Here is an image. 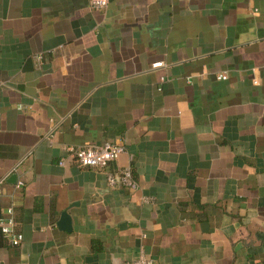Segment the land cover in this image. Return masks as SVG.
Masks as SVG:
<instances>
[{
  "label": "crops",
  "instance_id": "crops-1",
  "mask_svg": "<svg viewBox=\"0 0 264 264\" xmlns=\"http://www.w3.org/2000/svg\"><path fill=\"white\" fill-rule=\"evenodd\" d=\"M109 1L0 0V264H264V0Z\"/></svg>",
  "mask_w": 264,
  "mask_h": 264
},
{
  "label": "built area",
  "instance_id": "built-area-1",
  "mask_svg": "<svg viewBox=\"0 0 264 264\" xmlns=\"http://www.w3.org/2000/svg\"><path fill=\"white\" fill-rule=\"evenodd\" d=\"M109 0H90L91 6L97 10H105L109 6ZM163 67L162 63H156L152 65L153 70ZM228 78L227 73L219 75V80H226ZM254 84H257L255 81ZM71 156L81 167L93 168L100 171H106L111 163L117 162L121 155L126 153V147L123 144H110L103 145H86L77 149H71ZM60 165H64L61 162ZM19 165H17L10 175L16 174ZM8 175L7 177H9ZM107 181L111 187H123L135 190L138 187V183L135 180L134 174L130 167L120 168L115 172H107ZM7 177L0 181V195L2 194V186L6 182ZM16 190H21L24 187L23 181H18L15 185ZM147 203L152 202V199L145 198ZM1 232L10 238L14 246H19L23 240V235L16 229V221L14 219V204L7 209V216L0 220ZM126 264H155L152 258H149L144 253L136 261H131Z\"/></svg>",
  "mask_w": 264,
  "mask_h": 264
},
{
  "label": "water",
  "instance_id": "water-1",
  "mask_svg": "<svg viewBox=\"0 0 264 264\" xmlns=\"http://www.w3.org/2000/svg\"><path fill=\"white\" fill-rule=\"evenodd\" d=\"M16 179H17V177L16 176H13V177H11V180L10 181L13 182V183L14 182L16 183ZM58 227H60L62 230H65L67 232H70L72 230L71 229L70 216H69V214H68L67 211L62 214V219L59 222Z\"/></svg>",
  "mask_w": 264,
  "mask_h": 264
}]
</instances>
